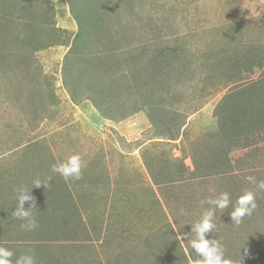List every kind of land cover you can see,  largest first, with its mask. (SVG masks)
<instances>
[{
	"label": "rangeland",
	"instance_id": "obj_1",
	"mask_svg": "<svg viewBox=\"0 0 264 264\" xmlns=\"http://www.w3.org/2000/svg\"><path fill=\"white\" fill-rule=\"evenodd\" d=\"M70 1L0 0V246L13 264L29 250L36 264H195L191 224L221 192L230 206L206 238L234 264H264V191L246 179L264 180V0ZM73 154L80 179L52 172ZM19 186L32 231L11 215ZM245 190L257 208L235 225Z\"/></svg>",
	"mask_w": 264,
	"mask_h": 264
},
{
	"label": "clouds",
	"instance_id": "obj_2",
	"mask_svg": "<svg viewBox=\"0 0 264 264\" xmlns=\"http://www.w3.org/2000/svg\"><path fill=\"white\" fill-rule=\"evenodd\" d=\"M52 172L59 174L67 179H80L82 175V161L79 154L70 155L67 159L62 160L51 168ZM246 179L255 183L258 190L264 191V180L257 181L256 177L248 176ZM44 185L45 183L39 179L34 181V187ZM32 189V188H31ZM31 189L26 186H19L14 189V199L18 201L16 208L12 211V217L23 221L21 228L26 231H32L38 227L37 221L32 210L36 208L35 198L31 195ZM214 193V189H209ZM26 202H31L29 207H25ZM204 203L209 205L197 222L192 225L191 231L194 233V238L189 240V246L197 255L198 259L195 264H234L231 259L225 258L223 245L220 240L215 238H206L208 233L216 229L214 223L216 212L229 208L230 195L228 192H221L218 195L209 197ZM257 208L255 193L250 190H245L232 205L230 217L233 224L239 225L245 216H250ZM15 253L4 246H0V264H13L12 258ZM15 264H36L34 255L31 250L22 254L15 260Z\"/></svg>",
	"mask_w": 264,
	"mask_h": 264
},
{
	"label": "trees",
	"instance_id": "obj_3",
	"mask_svg": "<svg viewBox=\"0 0 264 264\" xmlns=\"http://www.w3.org/2000/svg\"><path fill=\"white\" fill-rule=\"evenodd\" d=\"M68 2H69V4L72 6L73 4L71 3V1L70 0H68ZM3 16V15H2ZM7 18V17H6ZM75 20L77 21V23H78V26H79V34L77 35V39H81L82 40V38H83V36H82V32L84 31V29H83V27L84 26H82V20H80V18H78L76 15H75ZM1 20V22H2V17L0 18ZM72 53V52H71ZM74 54V53H73Z\"/></svg>",
	"mask_w": 264,
	"mask_h": 264
}]
</instances>
